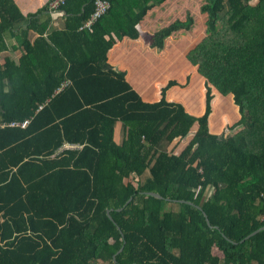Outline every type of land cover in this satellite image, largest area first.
<instances>
[{
	"label": "trees",
	"instance_id": "16d2710c",
	"mask_svg": "<svg viewBox=\"0 0 264 264\" xmlns=\"http://www.w3.org/2000/svg\"><path fill=\"white\" fill-rule=\"evenodd\" d=\"M49 1L23 15L0 0V264H264V228L242 240L264 225V0H195L207 35L186 58L205 78L199 115L166 99L175 79L145 101L107 62L164 0H108L89 29L93 0H65L47 32ZM185 11L150 45L189 30ZM211 86L238 106L231 133L209 129L211 110L231 115L217 93L211 108Z\"/></svg>",
	"mask_w": 264,
	"mask_h": 264
},
{
	"label": "crops",
	"instance_id": "0c3cea01",
	"mask_svg": "<svg viewBox=\"0 0 264 264\" xmlns=\"http://www.w3.org/2000/svg\"><path fill=\"white\" fill-rule=\"evenodd\" d=\"M20 12L23 15L33 13L42 6H45L48 0H13ZM180 0H164L158 5L153 6L147 10L143 18L138 22L137 29L139 35L137 38H130L123 36L118 42L114 43L113 46L107 51V62L114 68L123 70L125 72V79L131 84V86L139 93L141 98L145 101H156L160 98L161 87L169 80L175 79L178 74H183L186 70H194V75L191 74V80L189 82L190 88L193 90L190 101H183L179 97L175 96L174 90L176 87L172 86L168 91L166 90L165 97L167 100L181 102L185 109L192 114L199 115L204 109V98H205V78L203 75L198 74L196 66L191 64L186 58V53L192 47H194L199 41L200 36L193 40L194 29L192 26L189 30L179 29L166 36L164 39V45L161 49H157L150 45V35L158 30L159 28L167 25L172 20L184 19L185 9L180 6ZM178 10L179 15L172 16V13ZM48 18V24L46 31L49 32L54 28H61L64 22V17L59 15H48L42 14L39 16V20ZM168 17L170 19H168ZM168 19V20H167ZM203 19V18H202ZM167 20V21H166ZM205 24V22H204ZM206 30L204 29V33ZM36 36L34 31L29 32V38L32 40ZM178 36L179 39H178ZM183 38L184 41L180 40ZM178 39V40H176ZM10 44L11 39H8ZM189 40V42H188ZM182 41V42H181ZM15 42V41H13ZM12 45V44H11ZM183 51V52H181ZM11 58L17 59L21 53L18 46L10 48L6 52ZM183 54V57L181 55ZM179 59V61H178ZM165 60V65L163 61ZM169 63H171L169 65ZM177 81V80H176ZM178 86V85H176ZM189 88V89H190ZM212 94L213 90L216 89L211 86ZM230 97V95L228 96ZM233 100V99H232ZM213 98L211 100L212 108ZM238 111V106L232 104ZM212 110L208 117L209 129L213 133H220L223 128H219L228 117L219 119L222 123L215 125V121H212ZM238 115L240 113L238 111ZM239 116L235 118L234 122L239 119ZM228 125H231L232 123ZM120 124L117 123L115 127V140H120ZM239 128V127H238ZM237 130V129H236ZM234 130V131H236Z\"/></svg>",
	"mask_w": 264,
	"mask_h": 264
},
{
	"label": "rangeland",
	"instance_id": "374dc122",
	"mask_svg": "<svg viewBox=\"0 0 264 264\" xmlns=\"http://www.w3.org/2000/svg\"><path fill=\"white\" fill-rule=\"evenodd\" d=\"M180 3H181L180 6H182L185 10L189 8L192 11L191 12L192 13V16H194V18L196 20V22L193 23L194 26H192V31L194 29V34H195V36L192 37L193 40H195L199 36H200V40H201L204 36L207 35V34L204 33V29H205L204 22H205L206 19H202V16H200L197 13V4H196V1L195 0H180ZM178 15H179V13H178V10L176 8V10L172 13V16L170 18H172L174 16H178ZM170 18L168 17V19H170ZM179 37L180 36H178V39H179ZM178 39H176V40H178ZM180 40L184 41L185 39L183 40V38H181ZM188 42H189V40H188ZM181 52H183V51H181ZM181 57H183V54L181 55ZM178 61H179V59H178ZM170 64L171 63H169V65ZM163 65H165V60L163 61ZM190 73L194 75V73H195V67H194V70H192V69L191 70H186L183 74H178L177 73L176 74L177 77L175 76L174 78H175V80H177V84L176 85H178V86L172 85V86L176 87V89H173L174 90V93L173 94H175V96L179 97L181 100H183L185 102L190 101L191 98H193V96H192L193 90L189 86L190 85L189 82L191 80V74ZM198 74H200V73H198ZM170 88H168V90ZM214 92H216L217 94H219L226 101L227 100H230V103H231V115L225 116V117H228V120L226 118L225 122L219 128L225 129L223 132L226 131V133H231L232 131H228V129L226 130V127H228V121H229V123L234 122L235 118L239 116L238 115V111L235 109L236 106L232 105V104H235L233 102V100H232V95H231V93L221 94L217 89H216V91L213 90V93ZM229 95H230V97H228ZM214 98H215V94L213 96V100H214ZM218 117H219V115H218V111L216 109V111L214 112V116L212 117V121L213 120L215 121L214 122L215 125L222 123L219 120ZM213 251H214V253H216L218 255L221 254L216 248Z\"/></svg>",
	"mask_w": 264,
	"mask_h": 264
},
{
	"label": "built area",
	"instance_id": "2783aa9c",
	"mask_svg": "<svg viewBox=\"0 0 264 264\" xmlns=\"http://www.w3.org/2000/svg\"><path fill=\"white\" fill-rule=\"evenodd\" d=\"M65 0H50L48 2V11L50 15H62L63 12L60 9V6L64 4ZM109 3L107 0H94V10L89 15V17L80 25V29L86 28L89 29L92 24L108 9ZM68 83L67 80L63 81L55 90L58 91L59 89L63 88ZM41 105L39 106V108ZM28 120L25 119L21 122L18 121H11L8 123V125H20L25 126L27 124ZM3 125L0 123V126ZM74 145H71L69 143L64 144L65 148L73 147Z\"/></svg>",
	"mask_w": 264,
	"mask_h": 264
},
{
	"label": "water",
	"instance_id": "95a60500",
	"mask_svg": "<svg viewBox=\"0 0 264 264\" xmlns=\"http://www.w3.org/2000/svg\"><path fill=\"white\" fill-rule=\"evenodd\" d=\"M147 193L150 194V195L156 196V197H158V198H161V195L158 194L157 192H154V191H148ZM130 199H131V197H129L128 200H127L126 202H128ZM108 212H109V211H107V213H108ZM203 214H204V216H205L206 222L208 223V219H207L206 214H205L204 212H203ZM109 217H110V216H109ZM110 218H111V217H110ZM263 228H264V225L261 226V227H259V228H257L256 230L252 231L250 234H248L247 236H245L242 240H244V239L250 237L251 235H253L254 233H256L257 231H259L260 229H263ZM242 240H241V241H242ZM120 250H121V248H120L118 251H120Z\"/></svg>",
	"mask_w": 264,
	"mask_h": 264
},
{
	"label": "bare ground",
	"instance_id": "6f19581e",
	"mask_svg": "<svg viewBox=\"0 0 264 264\" xmlns=\"http://www.w3.org/2000/svg\"><path fill=\"white\" fill-rule=\"evenodd\" d=\"M107 1H108V0H107ZM108 3H109V1H108ZM93 4H94V0H93ZM108 8H109V7H108ZM93 10H94V8H93ZM106 11H107V10H106ZM106 11H105V12H106ZM105 12H104V13H105ZM91 13H92V12H91ZM91 13H90V14H91ZM104 13H103V14H104ZM103 14H102V15H103ZM95 22H96V21H95ZM95 22H94V23H95ZM94 23H93V24H94ZM93 24H92V25H93ZM79 29H80V28H79ZM83 29H84V28H83ZM24 120H25V119H24ZM22 121H23V120H22ZM18 122H21V121H18ZM1 124H2V123H1ZM66 143H69V142H64V143L62 144V146L59 147L58 151H60V150H62V149H66V148L64 147V144H66ZM69 144L74 145L73 147H70V148H75V147L78 146V144H74V143H69Z\"/></svg>",
	"mask_w": 264,
	"mask_h": 264
}]
</instances>
